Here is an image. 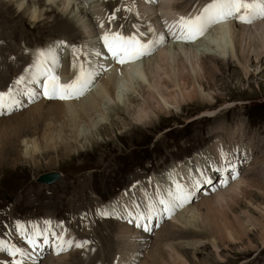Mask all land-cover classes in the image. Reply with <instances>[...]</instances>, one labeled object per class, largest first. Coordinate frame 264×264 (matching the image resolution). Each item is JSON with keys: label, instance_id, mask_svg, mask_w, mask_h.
Here are the masks:
<instances>
[{"label": "bare ground", "instance_id": "6f19581e", "mask_svg": "<svg viewBox=\"0 0 264 264\" xmlns=\"http://www.w3.org/2000/svg\"><path fill=\"white\" fill-rule=\"evenodd\" d=\"M106 1L36 0L38 5L33 6L31 0H0V5L4 3L7 8L18 13L22 20V24L18 22L12 26L16 29L18 26L22 29L27 26L25 17L36 25L45 21L49 11H52L56 13L58 24L52 31L60 26L69 36L81 35L86 42L85 53L79 60L73 52L75 46H69L68 43L65 47L54 43L55 47L50 46L44 51L43 57L40 52L28 55L30 61L23 69L27 75L15 77L19 72L12 74L16 80L14 89L10 87L13 89L14 98L22 104L18 102L3 110V114H0L1 126L5 130L7 124H12L10 117L18 115L20 120L24 116L35 122V129H40L43 133L39 137L26 136L20 141L25 155L32 150L40 152L41 149L47 151L49 148L56 151L55 143L59 139L57 135L62 136L67 152L73 153L85 150V147L90 145L99 146L102 136L100 132L106 126L119 125L123 132L131 127L137 131L140 127L155 130L162 118L193 110V106L201 109L198 112V115L201 114L199 119L205 116L213 119L208 127L209 156L202 155L199 163L210 159L212 165L215 163L220 169V178L216 183L211 182L208 164L200 169L199 177L192 171V185L206 182L210 187L204 186L203 193H209L203 195L202 191L197 189L198 196L191 204L189 201L184 203V209L177 214L176 208L166 212L158 201L160 198H167L169 191L175 192L173 186L177 183L181 186L185 184L181 180L186 173L176 171L181 166L179 162L166 167V170L170 171L169 175L166 174L163 178L153 175L145 178V182L141 181V191H137L139 187L137 179H134L130 185L124 187L121 195L126 194L125 192L128 194L119 200L115 198L113 202L129 201L142 206L143 202L146 203V198L152 195L149 202L154 203V211L152 208L147 211V215L141 216L140 213L137 216H141L140 222L124 223L116 219L117 227L113 241L112 233L108 230L109 236L102 242L91 241L83 249L72 248L59 255L53 251L54 245L59 243L55 237L82 242L76 233L87 238L92 227L90 229L87 223H82L75 232L63 222L50 225L12 223L11 228L0 236V244L5 249L19 247L27 255L21 257L17 254L11 257L8 251L0 250V264H13V261L21 259L24 264H191L185 255V248L196 250L201 245H207L212 248L214 258L218 260L224 257L221 251L234 245L244 251L258 252L261 247L264 249V141H261L263 145L259 144L255 141V136H251L248 147L241 148L239 143L244 140L242 129L245 124L238 118L228 121L225 114L230 113L227 109L231 108L232 113L241 111L240 114H243L244 108L239 110L235 105L230 106L232 103L228 102V99L216 106L220 94L217 90L207 87V84L214 83L218 76L225 73L224 68L234 66L246 77L251 73L252 67L253 71L263 69L264 18H258L251 24L229 18L212 25L194 42H184L177 41L172 35V32H178V29L172 27L179 20L178 14H191L189 17H195L206 5L212 3V0H123L112 10L108 9L111 2ZM119 13L120 16L126 17L131 27L123 32L117 31L124 36L146 33L142 37L144 41L154 42L151 55L125 65L108 56L101 38L105 32L114 33L115 21L110 20V17H117ZM101 24L104 26L100 27ZM134 26L140 28L135 29ZM24 32L27 34V31ZM59 33L58 30L51 35L57 36ZM18 35L19 41L30 40L28 34L26 38L21 37L19 33ZM161 38L163 43H156ZM30 42L28 47L33 45L31 40ZM6 44L12 51L9 56L12 67L13 63L21 61L26 53L16 49V41L9 40ZM53 57L58 60L57 65L51 63ZM37 61L44 63L45 67H53L55 74L62 80L74 79L83 63L94 74V79L78 98L63 101L43 98L41 94L44 89L38 88L41 77L34 79ZM73 61L76 67H73ZM21 78L22 83L17 84L16 81ZM42 81L44 85L45 79ZM32 93L35 95H31ZM227 103L229 105H225ZM22 107L23 112L12 113ZM18 125L19 122L15 127L18 133L16 135L21 136ZM236 133L239 134L237 140L233 136ZM242 149L250 155L244 160V170H226V158H235L232 154L238 157ZM197 156L199 158L200 154ZM226 164H234L236 168L235 159L227 160ZM194 173L195 176H192ZM233 176L236 178L231 181ZM55 177L57 176L53 173L44 180L49 182ZM130 187L135 190V197L129 192ZM187 192L191 193L192 197L189 189ZM137 224L142 226L138 227ZM40 230L45 232L47 239L53 236L48 240L51 244L46 252L44 244L41 243L40 249H33L28 243L30 237L37 238L36 232ZM43 238L40 237L38 242ZM92 239L90 237L89 241ZM211 260L207 264H212Z\"/></svg>", "mask_w": 264, "mask_h": 264}, {"label": "rangeland", "instance_id": "374dc122", "mask_svg": "<svg viewBox=\"0 0 264 264\" xmlns=\"http://www.w3.org/2000/svg\"><path fill=\"white\" fill-rule=\"evenodd\" d=\"M108 1L111 2L108 9L112 10L117 5L119 6L123 0H107L106 2ZM31 4L33 6L38 5L36 0H31ZM25 18L27 20L26 27L23 29L21 26H18L17 29L12 27L18 22L22 24V20L18 13L1 3L0 90L2 92L8 91L11 86L14 89L15 77L27 75L23 69L27 67L31 54L44 52L50 46L55 47L54 43L61 47L75 46L76 49L81 50L79 58L86 50V42L83 41L84 38L81 35H79L80 37L69 36L63 32L60 26L52 31L58 25L56 13L49 11L47 19L36 25L31 23L27 17ZM114 21L115 30L123 32L129 26L131 27L126 21V17L120 16V13L117 17L115 16ZM138 28L140 27H135V29ZM58 30L60 31L59 35H51L52 32ZM24 31H27L28 38L33 42L31 47L27 46L31 43L30 40H25L26 43L19 41L18 33L21 37H27ZM9 40L16 41L18 47L15 46L16 49L26 53V56L21 61L13 63L12 67L9 60L12 51L11 48H8L10 46L6 44ZM263 66L260 71L257 69L253 71L252 67L248 77L234 66L224 68L225 73L223 75L218 76L214 83L207 84L208 88L217 90L220 94L216 106L228 99L227 101L232 103L230 106L235 105L237 106L236 109L239 110L244 108L243 114H240L241 111L232 113L233 108L227 109L230 113L225 114L228 121H234L238 118L244 122L245 128L242 129L244 140L238 142L244 149L248 147V143L250 144L249 137L251 136H255L254 139L259 144L263 145L261 141H264ZM12 74L17 75L13 77ZM42 79L44 80V77L41 76V82L38 85L41 90L43 89ZM24 98L26 101L27 98L25 96ZM219 99L221 100L219 101ZM15 100L21 103L18 99ZM225 105H229V103ZM192 108L193 110H185L181 114L162 118L155 130L140 127V130L137 131L131 127V129L123 132L119 125L106 126L100 132L102 136L99 146L90 145L85 147V150L73 152L74 154L67 152L63 145L62 136L57 135L59 139L55 143L57 144L56 151L49 148L47 151L39 149L40 152L32 150L25 155L24 147L20 141L26 136L38 135L39 137L43 132L40 129H35V122L28 117L24 118L23 116L21 117L22 120L18 118L20 115L10 117L11 126L7 124V128L4 130L0 124V129H2L0 130V236L11 228L12 223L42 225L46 221H51V223H66L75 232L78 231L82 223H87L90 229L92 227L91 234H88L87 238L82 234L76 233V235L89 243L91 241L102 242L105 237L109 236L108 230H110L113 241L114 231L117 227L116 219H120L124 223L140 222L141 219H136L137 216L140 213L141 216L147 215V211L152 210L154 204L149 202L152 195L146 198V203L143 202L142 206L129 201L128 203L124 201L114 203L113 200L115 198L119 200L128 194L125 192L126 194L121 195L124 187L130 185L134 179H137V187H139L137 191H141V181L144 180L143 182H145V178L153 175L158 178H163L166 174L169 175L170 171L166 170V167L178 162L181 166L176 171L181 170V172L186 173L181 180L182 183H185L182 186L186 191L189 189L193 194L189 204L198 196V190H201L203 195L208 194L209 192L203 193L205 190L203 187H210V184L197 182L192 185L191 173L194 171L199 177L200 169L208 164L211 170L209 172V176H212L211 182L215 181L214 183H216V180L220 178V169L216 167L215 163L212 165L210 159H206L207 162L199 163L202 155L209 156L210 135L208 127L213 119L210 116L199 119L201 114L198 115V112L201 109L193 106ZM22 109L23 107L14 110L12 113L16 111L21 113L23 112ZM17 122H19L18 128L21 129L19 130L21 136L16 135L18 134L15 129ZM3 132L7 133L4 135ZM233 136H235V140L239 138L238 133L233 134ZM244 149L238 153V157L232 154L235 158H226V162L235 159L236 163L235 168L234 164L227 165L225 162L226 170H239V172L244 170V160L250 156ZM197 154H200L199 158ZM251 156L254 157L252 154ZM196 157L197 160H195ZM164 170L166 173L163 172ZM53 173L57 177L49 182L44 180L46 176L53 175ZM192 176H195V173ZM129 192H132V196L135 197V190L132 187H130ZM175 208L177 209L176 214L184 209L183 207ZM103 210H107L110 215L101 216L99 212ZM52 237L50 236L49 239ZM90 237L93 239L89 241ZM109 240L111 239L109 238ZM110 243L109 241L108 244ZM49 244H51L50 241L44 245L45 252L49 248ZM196 250H198L197 253ZM196 250L184 249L191 264H207L211 259L213 260H211L212 264H264V249L262 247L258 252H254L244 251L241 247L234 245L228 250L221 251L224 255L222 260L215 259V253L207 245L206 247L201 245ZM0 262H2L1 259Z\"/></svg>", "mask_w": 264, "mask_h": 264}, {"label": "snow or ice", "instance_id": "6c2138e0", "mask_svg": "<svg viewBox=\"0 0 264 264\" xmlns=\"http://www.w3.org/2000/svg\"><path fill=\"white\" fill-rule=\"evenodd\" d=\"M229 18L237 19L246 24H251L258 18H264V0H251V2H249V0H212V3L206 5L197 16H181L172 26L178 29V32L174 31L172 35L175 36L177 41L194 42L196 39L203 36L212 25L224 22ZM111 19H115V16L110 17V20ZM103 26V24L100 25V27ZM149 31L152 30L149 29ZM145 35L146 33L142 32L138 35L133 34L131 36H124L120 32H105L101 39L111 57L115 59L117 63L125 64L152 54L154 42H144L141 38ZM156 43H163V38ZM73 52L74 55L79 58L81 50L74 47ZM97 55H99V53H97ZM40 56H45V53L41 52ZM51 63L57 65L58 60L53 57ZM73 67H76L75 61H73ZM41 76L44 77L46 81L42 95L48 99L59 100L78 98L83 95L94 79V74L82 63L75 78L67 84H61L59 82V76L55 74L53 67H45L44 63L37 61V72L34 79H38ZM22 79L23 78L18 79L16 83H22ZM47 82H50V87ZM31 95H35V93ZM16 103L18 102L15 100L11 88L7 93L0 92V114H3L4 109ZM232 178L235 179L236 177L233 176ZM190 197L191 193L187 192L183 186L177 183L175 192L169 191L167 193V198H160L158 202L164 206V210L167 212L173 210L175 207H182L184 203L190 200ZM99 214L104 217L110 215L107 210H103L99 212ZM136 219H141V217H137ZM45 224L50 225L51 221H46ZM137 226L140 227L142 225L137 224ZM36 237V239L31 237L28 239V243L33 249H40L41 243L44 245L48 244V239L43 230L37 231ZM40 237L44 238L42 241L38 242ZM55 239L59 240V243L55 244L53 248L56 255L67 252L72 248L83 249L89 243L88 241L74 242L72 240H64L62 237L58 236L55 237ZM0 250L8 251L12 256L19 254L21 257H25L27 255L23 249L15 246L5 249L4 246L0 244ZM13 264H24V260L13 261Z\"/></svg>", "mask_w": 264, "mask_h": 264}]
</instances>
